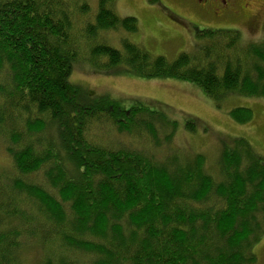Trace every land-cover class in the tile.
Instances as JSON below:
<instances>
[{
	"label": "trees",
	"instance_id": "obj_1",
	"mask_svg": "<svg viewBox=\"0 0 264 264\" xmlns=\"http://www.w3.org/2000/svg\"><path fill=\"white\" fill-rule=\"evenodd\" d=\"M116 3L0 0V142L12 173L7 185L0 178V264H25L29 248L43 251L29 264H255L264 157L247 139H231L210 169L202 154H153L171 144L176 120L70 77L83 60L96 73L187 81L216 105L228 94L264 99V40L195 27L209 43L173 60L126 37L119 50L103 35L137 33L138 21ZM229 115L241 125L253 114ZM100 125L136 142H98Z\"/></svg>",
	"mask_w": 264,
	"mask_h": 264
},
{
	"label": "rangeland",
	"instance_id": "obj_2",
	"mask_svg": "<svg viewBox=\"0 0 264 264\" xmlns=\"http://www.w3.org/2000/svg\"><path fill=\"white\" fill-rule=\"evenodd\" d=\"M247 6L236 18L225 17L221 21H208L192 16L175 0H117L116 12L121 18H135L138 21V32L110 31L103 37L106 43L119 50L123 49L119 40L126 37L130 42L142 46L149 54L164 55L170 60L183 52L194 53L196 49L209 43V36H197L193 29L195 27L199 30L237 28L240 31V42L244 45L264 40V0H251ZM176 18L185 19L187 25L182 26ZM70 79L92 94L110 96L125 107L130 106L133 99H138L152 110L166 112L169 118L176 120L177 129L171 144L166 149L159 147L153 154L172 155L177 151L182 157L183 154H202L206 168L210 169L213 163L217 166V156L225 144L233 138L243 137L247 139L250 147L264 157L262 98L228 94L216 105L196 85L187 81L174 78L147 79L123 71L96 73L89 62L85 63L83 60L75 63ZM240 106L251 109L253 114L249 122L241 125L234 122L229 115V110ZM187 122H193L195 132L185 128ZM106 129L109 130V127L100 125L99 130L95 131L98 142H105L106 145L116 142L118 146L136 142L126 134L118 135L114 131L107 133ZM9 168L10 158L5 155L3 142H0V178L4 181L3 186L11 180L8 176L12 178V173H5ZM26 180L23 178V181ZM37 180V183L41 181L39 178ZM5 227L9 228L11 225L6 224ZM30 245L39 246L35 243ZM21 253L24 254L22 260L25 264L43 256V251L38 248H29ZM253 253L257 256L255 264H264V235L256 242Z\"/></svg>",
	"mask_w": 264,
	"mask_h": 264
},
{
	"label": "flooded vegetation",
	"instance_id": "obj_3",
	"mask_svg": "<svg viewBox=\"0 0 264 264\" xmlns=\"http://www.w3.org/2000/svg\"><path fill=\"white\" fill-rule=\"evenodd\" d=\"M183 9L197 19L208 21H221L225 17L236 18L248 7L251 0H175ZM182 26L186 24L185 19H175ZM194 29V28H193ZM192 29V30H193Z\"/></svg>",
	"mask_w": 264,
	"mask_h": 264
}]
</instances>
